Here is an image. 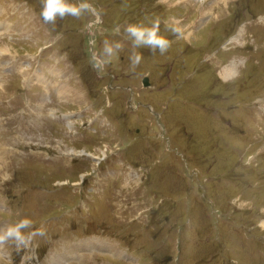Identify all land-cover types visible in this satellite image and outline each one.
<instances>
[{"label":"rangeland","instance_id":"rangeland-1","mask_svg":"<svg viewBox=\"0 0 264 264\" xmlns=\"http://www.w3.org/2000/svg\"><path fill=\"white\" fill-rule=\"evenodd\" d=\"M88 2L0 0V228L45 230L0 264H264V0ZM157 18L170 47L134 48Z\"/></svg>","mask_w":264,"mask_h":264},{"label":"clouds","instance_id":"clouds-1","mask_svg":"<svg viewBox=\"0 0 264 264\" xmlns=\"http://www.w3.org/2000/svg\"><path fill=\"white\" fill-rule=\"evenodd\" d=\"M92 5L88 0H42L40 15L46 23H54L58 17L65 16L79 17L86 11H92ZM171 32L177 36L183 35L181 19L171 17ZM132 38L134 48L148 47L152 52L159 50L164 53L170 47V40L160 34V20L154 19L150 26L142 23H130L124 29ZM115 48H120V44H115ZM114 53V47L107 41L104 42L103 54L105 57H111ZM142 54L134 52L129 60L131 66L135 68L141 61ZM103 60H98L93 66L99 69ZM33 221L27 217L18 219L13 224H8L0 228V242L11 240L14 242L16 249L27 248L32 243L33 238L45 236V230L42 227L32 228ZM25 229H31L25 233Z\"/></svg>","mask_w":264,"mask_h":264},{"label":"bare ground","instance_id":"bare-ground-1","mask_svg":"<svg viewBox=\"0 0 264 264\" xmlns=\"http://www.w3.org/2000/svg\"><path fill=\"white\" fill-rule=\"evenodd\" d=\"M2 31V30H1ZM226 75L228 74V72H226L225 73ZM60 90H61V94H63V93H65V94H67V95H69V97L70 98H75L76 97V94L71 90V89H68V86H61V88H60ZM65 97V96H64ZM66 99H68V98H66ZM86 241V240H85ZM88 241V240H87ZM80 245H84L85 243L84 242H81V243H79ZM91 246H94V245H91ZM95 247H98L97 245H95ZM65 250V249H64ZM53 261V260H52ZM55 261H57L58 263H60L61 262V258H56V260Z\"/></svg>","mask_w":264,"mask_h":264},{"label":"water","instance_id":"water-1","mask_svg":"<svg viewBox=\"0 0 264 264\" xmlns=\"http://www.w3.org/2000/svg\"><path fill=\"white\" fill-rule=\"evenodd\" d=\"M150 79H149V77L148 76H145L144 78H143V85L144 86H150Z\"/></svg>","mask_w":264,"mask_h":264}]
</instances>
